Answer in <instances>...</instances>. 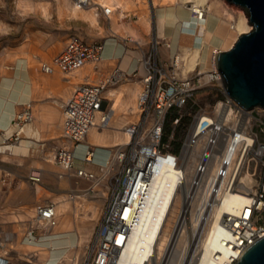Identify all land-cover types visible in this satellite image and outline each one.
<instances>
[{
	"label": "bare ground",
	"instance_id": "6f19581e",
	"mask_svg": "<svg viewBox=\"0 0 264 264\" xmlns=\"http://www.w3.org/2000/svg\"><path fill=\"white\" fill-rule=\"evenodd\" d=\"M69 2L70 0H63L60 6L62 14H64L66 10L65 7H67L72 10L74 16L82 17L96 24L98 15L103 11L106 16L109 17L110 24H114L115 28H111L113 36H121L119 40L108 38L103 54L100 55L97 61L89 60L83 63L78 69L70 72L59 69L58 66L53 63V71L47 72V74L54 72H67L71 74L72 81L77 82L76 87L86 81L104 82L112 73L118 79L117 83L114 84L118 85L121 81L123 82L117 87H112V85H114L112 83L106 86L104 94L108 99L109 106L108 112L104 111L103 114L107 113L108 115H102V111L100 110L98 120H100L102 116H104V118L107 116V123L103 128L96 126L91 127L76 148V154L79 157L91 159V161H89L90 164H93L97 169L102 168L108 174L113 170H111L112 163L110 162L114 157L112 147H116L117 145L126 146V144L132 141L133 134L129 131V123L138 119V112L141 110L140 96L144 89L143 81L132 80L119 64L117 65L118 70L116 72L112 71H115L117 66H115L110 73L105 74L101 72L102 65L112 60L118 61V58L106 56L110 54V49L108 47L111 44L115 45V47L122 48L121 46L126 47L127 44H130L131 42L129 41H133L136 44L147 42L145 38L139 37L138 31L141 30V28L135 23L132 24L131 22V25L127 24V33H123L121 31L123 27L121 19L133 12L138 14V10L142 9V14L139 13V20L143 24L142 27L149 30L152 35L149 42L158 45L164 55L169 54L172 59L176 58V62L178 63L176 67L177 74L183 78H193L199 66L201 71H203L199 81L201 84L206 82L212 83V80L218 77V75H216L218 71L217 56L220 51L226 50L220 48L233 41L236 35L239 37L238 35L248 32L253 28L249 10L245 6L230 0H85V2L73 0L72 3ZM41 9L45 12L48 11L46 6H41ZM123 25L126 28L124 23ZM75 34L80 37H85L80 33ZM72 36H74V34H71L68 40L72 39ZM149 51L150 50L146 51V53ZM60 52L49 62H52V60L54 62L55 57L59 55ZM138 58L139 57H137L136 60ZM37 59V55L27 54L26 56H21L15 72L12 74H3L1 81H7L15 77L19 80V78H21L20 76H22L23 79L26 80V83L30 84V86L32 85L31 87L34 89L40 88L41 84L39 83L38 75L34 70H31L34 69ZM44 62L45 60H41V69ZM27 64L28 66H26L25 70L24 65ZM28 67H31V69L29 70ZM210 67L212 69H209ZM43 72L46 73L45 71ZM83 79L84 81H82ZM221 82L223 86H225L224 78H222ZM1 85L2 82L0 83V86ZM12 87L13 85L11 88ZM31 87L26 84V86L21 89V86L18 85L16 90L18 89L20 94L25 96L29 94L27 91L30 92L29 89H31ZM6 91L5 89L4 93ZM225 91L227 92V90ZM8 98L12 99L10 95ZM222 104V102H219V107L223 112V120L225 122L227 120V118H224L225 115L229 118L234 109L226 105L222 108ZM3 107V105H0V109H3ZM255 107L259 108L261 112L264 111V106L258 105ZM21 111L22 109L17 112L16 116ZM244 111L249 114L251 112L250 110ZM250 116L253 117L251 114ZM34 118L35 117H32L27 122L19 124L20 127L18 131L20 137L23 131H30V133H32V122ZM63 119L64 114H62V122ZM209 119L217 122L212 116L209 117ZM244 121L245 125H248L250 119ZM13 122L14 123L8 128L7 138L10 137L12 130L17 125L16 121ZM218 122L220 127H222V123L220 121ZM24 124L27 125L24 127ZM64 138L66 142L69 141V144L64 146L71 147L74 145L72 140L66 137ZM239 141V138L231 137L224 153V158L219 160L220 157H218V155L215 156L210 171L206 173L207 175L205 174L206 183H204L201 188L197 203L194 206L197 214L205 203L213 185H215V178L221 166L227 169L225 177L221 178L222 180H227L229 174L233 175L240 172V168H238L239 159L241 157L240 149L245 143L241 145ZM202 144V139L198 142L196 141L194 147L188 151L189 154L186 158L188 164L186 165V169H183L179 164L176 166L178 160L173 163L168 159H161L158 163L153 162L151 166H148V163L142 164L140 161L135 165L136 172L133 181L135 185L133 187V183L131 184L133 191L129 197H126L127 207L123 213L124 221L130 224L133 223V232L131 230L132 235H130L131 237L129 239L127 238L128 241L126 243L129 264H155V262L158 263L160 261L169 240L170 232L174 223L177 221L181 206L184 204L181 188L185 187L187 179L192 176V171H194V166L198 159L197 156L202 152ZM118 147L119 146H117V148ZM245 156H242L241 161L244 160ZM141 158H144V156L142 155L140 160ZM248 158L245 159L243 166H241L242 170L239 174V186H237L235 191L223 193L222 204H217L213 207V219L201 242L206 247L218 236V232L223 227L221 221L225 215L230 214L232 216H238L245 212L246 208L251 205L252 198L250 196V191L253 189L254 178L248 167L246 168ZM54 159L55 153L50 157V160L54 161ZM118 161H120V159ZM81 167L91 170L87 167V164ZM34 168L41 170V179L43 180L44 174L42 168L33 167L32 169ZM58 174H60L61 177V185L67 186L68 178L74 175V170H59ZM182 175H184V179L181 180ZM80 177L86 178L84 176ZM101 178L102 177L91 180L93 182L92 187L84 189L83 192L73 190L70 196L65 194L61 195L58 200L59 202L54 204V217L57 219L54 225H50L47 219L44 220L42 217L35 215L37 212L36 208L30 223L38 225L46 230L43 237L48 238L47 240L50 242L51 246H38L41 240H36L37 230L36 234H33L31 231L33 235L29 237V241L32 242L36 240V244L31 243L26 245V249L32 250L37 254L38 252L39 254H45L44 256L49 260L46 264H50V262L53 264L55 262L53 259L54 251H56V256H59L60 253L65 250L66 245H71L76 241L86 245V242L89 243V241H92L90 235L93 232L95 223L103 213L106 201L108 200V203L111 201L110 194L112 192V187L106 182L100 183ZM41 179L31 182L28 178V181L33 184L39 192H42L44 187H42ZM116 184L115 187L117 188L118 182ZM94 193L96 197L93 196ZM71 200H73V203H71ZM108 203L107 206L109 205ZM106 210H108L107 207L101 217L104 216ZM70 214H73L74 218H72ZM198 217L199 215L194 220L197 221ZM99 219L102 220V218ZM118 239L122 241L123 236L119 235ZM186 239L187 233L185 231L182 233L180 241L177 243V253L178 251L180 254L183 253ZM219 247L223 250L222 252H216L214 258H204L201 264H232L231 262L234 255H240L239 249L235 247L233 242L227 243L226 245L222 244ZM65 257L70 258V253H67ZM5 260H8V258L0 255V262H4ZM166 261H168V259ZM179 261V256L174 253L170 263L179 264ZM6 264H10V261L8 260Z\"/></svg>",
	"mask_w": 264,
	"mask_h": 264
},
{
	"label": "built area",
	"instance_id": "2783aa9c",
	"mask_svg": "<svg viewBox=\"0 0 264 264\" xmlns=\"http://www.w3.org/2000/svg\"><path fill=\"white\" fill-rule=\"evenodd\" d=\"M81 1L85 2V0ZM71 38L60 54L55 57L54 62L53 60L52 62H44L43 71L46 73L52 72L54 63L59 69L70 72L78 69L89 60L97 61L100 55L103 54L104 42L89 41L77 34H74ZM154 44H152L151 50L144 53L140 60L144 69V74L141 76L144 89L140 96L141 110L138 112V119L129 123V131L133 134L132 141L126 146L117 145L119 146L118 148L117 146L112 148L114 157L110 162L112 163L111 170H114V174L112 173L113 170L108 174L101 168L99 169L101 171L99 174L94 169L87 170L81 166L76 167L78 159L86 160V162L91 161L89 158L79 157L76 154V148L91 127L103 128L107 123V116L105 118L102 116L108 115L107 113L103 114V112H108L109 106L104 92L109 83H117V77L112 73L106 81L101 83L83 82L74 89L63 104V136L72 140L74 145L58 148L55 152V159L64 171L74 170L76 175L84 176L89 180H96L102 177L100 183L106 182L112 187L111 201L107 206L108 210H106L95 231L90 244V254L85 260V264H129L126 243L131 237L130 235H132L133 223H126L123 213L127 207L126 197H129L133 191L131 184L133 183V187L135 185L133 182L136 172L135 165L140 161L142 164L148 163V166H151L153 162L158 163L161 159H168L173 163L178 160L176 166L179 164L183 169H186L188 151L194 147L196 141L198 142L201 139L203 143L202 152L197 156L198 159L195 163L194 171H192V176L187 179L185 187L181 188L184 204L181 206L177 221L170 232L169 240L160 261L158 263L155 262V264H171L174 253L179 256V264H201L204 258H214L216 252H222L223 250L219 246L231 242L235 244V247L240 252V255H234L231 262L234 264L249 245L264 236L263 178L258 182L256 188L250 191L252 202L245 212L238 216L225 215L221 221L223 227L214 241L208 247L201 242L213 219V207L217 204H222L223 193L235 191L237 186H239L240 181L238 179L242 170L241 166H243L248 156H253L258 160L264 175V140L259 137L258 131L254 129L257 125L264 131V119L256 113L259 108L247 109L225 91L226 88L221 82L223 76L218 70L219 72H216L218 77L213 80L219 84L225 94V98L220 101L223 103L221 107L223 108L224 105L231 106L234 109L232 115L229 118L225 115L224 118H227V120L224 122L223 112L219 104L213 111L198 110L193 115L180 152L173 151L170 142L165 141L167 116L172 109L183 108L196 95L200 87L199 81L201 77L183 78L179 76L176 71L178 66L176 58L163 60L160 57L159 46ZM117 70L118 66L112 72ZM100 110L102 111V117L98 120ZM244 110H250V114L253 117ZM211 116L217 122L220 121L222 127L218 124L219 122L209 119ZM32 117H34L32 108L27 105L22 108V111L15 117L14 121L20 124L27 122ZM182 117V114L175 116L173 120L175 127L171 138L175 137V128ZM247 119H250V121L248 125H245L244 120ZM231 137L239 138L241 145L245 143L240 149L241 157L238 166L240 172L233 175L229 174L227 180H222L221 178L225 177L227 169L221 166L215 178V185H213L205 203L197 214L194 206L197 203L201 188L206 183V173L210 171L216 155L220 157L219 160L224 158V153ZM19 138L20 134L17 131L10 139L18 140ZM142 155L144 158L140 160ZM242 156H245L243 161H241ZM119 159L120 161H118ZM41 173V170L37 168L31 169L28 178L31 182L39 181L42 178ZM182 179H184V175H182ZM117 182L118 186L116 188ZM54 204V202L38 204L35 215L42 217L44 220L47 219L50 225H54L57 222L54 217ZM198 215V220L195 221L194 219ZM38 227V225L30 224L27 236L30 237V235L36 234ZM31 231L33 234H31ZM185 231L187 239L183 253L180 254L179 251L178 253L176 252L177 243ZM119 235L123 236L122 241L118 239ZM167 259L168 261H166ZM7 262L8 260L1 261L0 264H6Z\"/></svg>",
	"mask_w": 264,
	"mask_h": 264
},
{
	"label": "rangeland",
	"instance_id": "374dc122",
	"mask_svg": "<svg viewBox=\"0 0 264 264\" xmlns=\"http://www.w3.org/2000/svg\"><path fill=\"white\" fill-rule=\"evenodd\" d=\"M72 1L73 0H70L69 3H72ZM62 3L63 0H0V83L3 74H12L13 72H15L18 66L19 58L21 56H26L27 54L37 55L38 59L35 63V68L39 70L41 68V60L50 61L64 48L71 34L80 33L84 35L87 40L101 41L104 42L105 45L108 38H115L116 40L121 39V36L119 35L115 37L113 36L112 29L115 28L114 24H110L109 17L106 16L103 11H101L98 15L96 24H93L87 19L74 16L72 10L67 7H65L66 10L64 11V14H62L60 11V6L62 5ZM41 6H46L48 8V11L45 12L44 10H42ZM142 11V9L138 10L140 14H142ZM139 13L135 14V12H133L132 14L123 17L121 19V23L123 27L124 23L126 25V28L122 27L121 31L123 33H127V24L131 25V22L132 24L135 23L141 28V30L138 31L139 37L143 39L145 38L147 42L136 44L133 41H129L131 42L130 44H127L126 47H121L124 48L122 49L124 51L122 58H124L125 56L131 58V70L127 72L128 77H131L132 80L141 81V76L143 73H141V70L144 71V69L142 61L140 60L142 59L146 51L151 50L152 44L149 41L151 40L152 35L150 34L149 30H146L142 27L143 24L139 20ZM63 15L65 17L68 16V22L66 18H64L63 20L61 19ZM62 21L63 26L61 24ZM43 25L45 26V28L40 29L39 27ZM237 38L238 37L236 35V38L234 37L233 41L229 42L230 44L228 43L226 46H223L220 49L230 48L235 43ZM159 52L160 57L163 60L172 58L170 57L171 55L169 56V54L164 55L161 49ZM137 57H139V61L138 59L136 60ZM118 64V61H109L105 65H102L101 72H104L105 74L110 73V71L113 70V68ZM209 69L212 68L210 67ZM194 74L196 77H201L203 71H201V68L198 66ZM82 81H84V79ZM121 83L123 82L121 81ZM118 85L114 84L112 85V87H117ZM7 93L8 92L3 93L2 96H8ZM223 98H225V94L221 90V87L216 81L212 80V83H200V87L196 95L183 108H175L171 110L166 119L165 141L170 142L171 149L173 151L180 152L182 148V142L188 132L194 113L198 110L213 111ZM256 113L258 116L260 115L264 119V111L261 112L259 110L256 111ZM178 114H182L183 117L180 123L175 128V137L171 138V134L175 127L173 120ZM254 129L258 131L259 137L264 140V131H262L261 127L256 125ZM68 144L69 143H63V146ZM112 148H114V146ZM55 152L56 151H54V153ZM54 162L58 163L56 159H54ZM77 164H79L78 166H83L87 164V162L86 160L83 161L78 159L76 161V165ZM247 167L254 178V189L256 188L258 182L262 180V178L264 179V175L261 171V166L258 160H256L253 156H250L248 158V161L246 163V168ZM57 168L61 171L63 170L61 166H57ZM94 170L98 171L99 174L101 173V171L97 168H95ZM112 173L114 174V170L112 171ZM60 179V174L57 175L55 181L53 178H51L50 180H46L43 177L42 187L46 188L47 191L48 187H46L45 184L47 186L55 184L65 189L66 194H64L70 196L73 190L83 192L84 189L90 188L93 185V182L91 180L77 176L75 173L73 176H70V178H68L69 180L67 181V186L61 185ZM93 196L96 197L95 193ZM57 198L58 197H52L51 199L49 197V200L40 201L39 204L44 202L58 203L59 199ZM71 203H73V200H71ZM107 203L108 200L105 203L104 211L107 207ZM101 216L99 218H102ZM71 217L74 218L73 214L71 215ZM99 218L95 223L92 234L90 235L91 240L93 238V233L97 229L98 224L101 220ZM45 231L46 230H44V228L39 227L36 234V240H40L41 237L45 235ZM25 232L26 233H24V239L29 240L27 231ZM86 243L89 245H85L84 243L80 244V242L78 241L71 245H66L70 248L65 246V250H63L59 256H56V251H54L53 259L55 262L53 264H85L86 256L88 257V255L90 254L89 252L91 241H89V243ZM64 253L65 255L67 253H70V258H66ZM19 254L20 253L13 252L12 264H46L47 262H49L46 257L44 258L42 256L43 253L39 254L38 252L37 254L35 252H32L31 254L27 252V254Z\"/></svg>",
	"mask_w": 264,
	"mask_h": 264
},
{
	"label": "crops",
	"instance_id": "0c3cea01",
	"mask_svg": "<svg viewBox=\"0 0 264 264\" xmlns=\"http://www.w3.org/2000/svg\"><path fill=\"white\" fill-rule=\"evenodd\" d=\"M64 18L68 22V16L63 15L61 19ZM61 24L63 26V21ZM39 28L42 29L45 26ZM108 48L110 54L108 53L109 55L106 56L118 58L121 68L129 72L131 70V58L128 56L122 58L124 51L120 47L111 44ZM26 66L28 64L24 65L25 70ZM28 68L31 69V67ZM31 70L37 73L41 84L40 88L34 89L31 87L32 85L26 83L22 76L19 80L15 77L1 81L2 85L0 86V105L4 106L3 109H0V255L8 258L10 264L13 261V252L20 253L19 255H22L21 253L27 254V252L34 253L32 250L26 249V245L36 244V240L31 242L24 239V233L31 224L34 210L39 202L49 200V197L51 199L58 197L57 199H59L65 193V189L60 186L55 184L47 186L45 183L49 192L46 191V188L39 192L28 181L27 177L33 167H40L46 180L51 178L56 180L59 171L57 166L60 167V165L50 160V157L66 142L62 132L63 104L72 94L77 83L72 81V75L67 72L47 74L41 68L36 69L35 66ZM142 72L143 70H141ZM25 83L31 89H29L30 92L27 91L29 94L22 96L16 88L18 85L21 86V89L24 88ZM5 89L8 92L7 97L2 96ZM9 95L12 99L8 98ZM27 105L31 106L35 117L32 122V133L23 131L18 140L10 139L20 127L16 123V127L12 130L10 137L7 138L8 128L14 123L15 115ZM78 165L76 167H80ZM92 165L87 162L88 168L95 169V166ZM47 239L42 236L41 241L38 240V246H51ZM44 255L42 256L45 258Z\"/></svg>",
	"mask_w": 264,
	"mask_h": 264
},
{
	"label": "water",
	"instance_id": "95a60500",
	"mask_svg": "<svg viewBox=\"0 0 264 264\" xmlns=\"http://www.w3.org/2000/svg\"><path fill=\"white\" fill-rule=\"evenodd\" d=\"M250 12L253 28L217 56L227 93L246 108L264 106V0H230ZM234 264H264V236L249 245Z\"/></svg>",
	"mask_w": 264,
	"mask_h": 264
}]
</instances>
